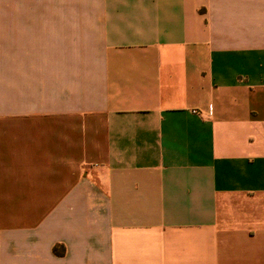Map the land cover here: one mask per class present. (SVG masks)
Instances as JSON below:
<instances>
[{
	"label": "crops",
	"instance_id": "0c3cea01",
	"mask_svg": "<svg viewBox=\"0 0 264 264\" xmlns=\"http://www.w3.org/2000/svg\"><path fill=\"white\" fill-rule=\"evenodd\" d=\"M0 7V264H264V0Z\"/></svg>",
	"mask_w": 264,
	"mask_h": 264
},
{
	"label": "rangeland",
	"instance_id": "374dc122",
	"mask_svg": "<svg viewBox=\"0 0 264 264\" xmlns=\"http://www.w3.org/2000/svg\"><path fill=\"white\" fill-rule=\"evenodd\" d=\"M2 8H3V9H6V7H0L1 10H3ZM44 9H45V11H46V7H45Z\"/></svg>",
	"mask_w": 264,
	"mask_h": 264
}]
</instances>
